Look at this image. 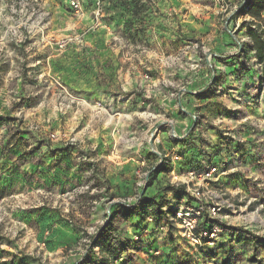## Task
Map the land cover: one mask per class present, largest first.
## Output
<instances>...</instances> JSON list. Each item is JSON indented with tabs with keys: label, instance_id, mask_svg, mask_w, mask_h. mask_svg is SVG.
Segmentation results:
<instances>
[{
	"label": "rangeland",
	"instance_id": "rangeland-1",
	"mask_svg": "<svg viewBox=\"0 0 264 264\" xmlns=\"http://www.w3.org/2000/svg\"><path fill=\"white\" fill-rule=\"evenodd\" d=\"M115 2L120 6L131 3L130 0ZM163 2L152 0L151 9L145 8L143 13L134 15L137 22L124 25L120 31L124 33L125 27L135 33L149 29L153 35H127L126 39L107 44L110 52L119 55L139 53L144 78L155 83V92L143 96L150 106L135 109L139 116L129 121L121 111L100 101L101 108L96 107L97 101L83 102L85 96L80 91L54 82L53 89L42 85L45 78L50 79L48 75L42 77L50 68L46 60L49 54L42 47V36L45 38L47 34L43 26L50 22L55 6L75 20L63 0H0V86L7 77L12 83L5 87L6 91H1L0 106L6 99L27 105L55 97L60 111L58 123L62 125L56 131L74 136L73 146L79 149L77 159L89 163L79 183L66 184V178L59 185L44 184L42 189V184H33L36 175L27 174L22 177V184H29L28 189L0 190V260L10 253L17 257L15 264H78L82 259L81 264H100L103 241L100 239L93 245V235L107 221L111 210L114 213L110 239L118 249L121 264H264V240L248 239L242 232L247 230L264 239V76L242 26L244 16L237 13L245 0H172L168 8L162 6ZM127 8L113 10L121 15ZM63 14L54 17L61 18ZM148 17L158 18L157 23L149 26ZM47 26L48 30L50 23ZM108 66L117 67L112 59ZM17 78L25 82L18 93L12 89ZM170 99L171 103H179L174 112ZM94 107L105 113L103 119L96 117L94 124L104 131L103 137L108 141L106 154L110 157L143 146L148 154L143 171L150 170L157 158L149 145L161 151L155 141L158 133L155 128L162 125L160 139H165L171 125L165 128L163 122L169 119L177 134L185 128L189 145L196 147L192 167L204 169L220 163L223 173L210 184L233 204V209H225L220 215V223L231 229L224 228L215 245L205 250L195 248L182 239L172 224L166 233L153 228L154 219L148 222L147 216L155 217L154 204L145 209L140 207L136 217L114 206L117 201L133 196L139 178L132 171L130 186L124 185L117 192L116 185L110 186L105 174L106 161L110 160H95V153L82 150L86 140L82 141L84 136L75 133L88 126L85 121L89 123ZM72 111H79L75 123L71 120L73 114L69 115ZM0 118L1 131L6 130L12 139L26 128L19 125L22 121L15 126L9 119ZM35 123L31 129L41 137L42 127ZM174 140L165 139L167 146L175 145ZM135 156L138 161L140 157ZM155 178L154 185L146 188L145 197L158 200L156 196L169 180L168 171ZM86 185L88 189H80ZM163 197L159 203L165 205L160 209L164 219L172 213L166 206L169 200ZM96 206H100V212L94 216ZM42 207H52L58 212L63 234L52 235L49 223L45 228L49 231L44 235L45 230H39L36 220L19 216ZM136 231L142 234L138 241L132 237Z\"/></svg>",
	"mask_w": 264,
	"mask_h": 264
},
{
	"label": "crops",
	"instance_id": "crops-1",
	"mask_svg": "<svg viewBox=\"0 0 264 264\" xmlns=\"http://www.w3.org/2000/svg\"><path fill=\"white\" fill-rule=\"evenodd\" d=\"M171 4L172 0H164L162 6L168 8ZM58 13L63 14V11L61 8L55 6L49 22V29L47 30L49 23L43 26L46 28L45 31L47 34H45V38L42 36L44 43L42 47L46 48L49 54L46 60L50 63V68L47 74L46 72L42 73V77L48 75L50 79L45 78L42 85L48 89H53L55 86L53 85L54 82L60 84V86L64 85L70 90L80 91L85 96L81 99L83 102L87 100L100 101L104 105L114 107L116 111H121L125 119L129 121H132L134 116H139V113L136 115L137 112L135 109L141 107V105L150 106V101L148 102V100L143 99V96L147 97L155 92V83L152 80L144 78L145 74L143 73L145 70L139 67V63H141V61H138L140 58L139 53H131L129 56H125L122 53L119 55L116 51L110 52L107 44L111 41L126 39L125 37L127 35L145 36L146 34L153 35V33L149 29L147 31L142 29L135 33V31L128 30L126 27L124 33H121L120 31L124 26V21L122 20L125 17L124 15H118L117 18L111 19L109 24L91 28L89 14L81 20L75 21L71 17L65 16V14L61 18H55V14ZM147 20V24L151 26L157 23L158 18L148 17ZM79 33H81V42L72 39L62 51L56 48L57 46L54 41L62 37H75ZM110 59L116 64V68H110L108 66ZM9 83V77H7L5 83L0 86V94L2 93L1 91L8 89L5 87ZM24 83L21 78H17L12 85V89H15L18 93V90H21V86ZM115 90V93L110 92ZM120 90L128 92L125 94L118 93ZM114 95H117L116 99L113 98ZM169 101L170 108L174 112L176 105L179 103H171L173 101L171 99ZM104 114V112L95 108V110L90 112V117L88 118L89 123L87 120L85 121L88 126L82 127L78 130L79 133L75 134L81 138L84 136L81 140H86V144L83 145L82 150L89 149V153H95V160H100V158L110 160L108 162L106 161L108 165L105 174L110 186L115 184L117 187L115 189L118 192L124 185L130 186V181L128 180H130L132 171L134 172L139 161H137L135 155L137 154L138 157H147L148 154L143 146H137L135 148L136 150L130 149L132 151L128 153L118 152L113 157L106 154L108 147L106 144L108 141H105L107 139L103 137L104 131L101 127L94 124L97 123L95 118L100 116V119H103ZM69 115L73 117L71 119L72 122L75 123L78 121L79 111H72ZM0 116L9 119L11 125L16 126L22 121L19 125L26 127L25 129L23 128L24 130L20 127L22 131L14 135L13 139L10 133H6V130L1 131L0 129V132H3L0 134V190H13L18 188L17 191H19V189H28L31 187L29 184H22V177L27 174H35L36 177L33 179V184H42V189H44V184L59 185L66 178V184H71L72 181L79 183L82 180L83 170L89 169V163L80 162L77 159L79 155L78 147L70 146L64 148L60 143L48 139V133L50 131H56V129L62 126L58 123L60 111L58 101L55 97L50 96L27 105L13 104L10 99H6L4 105L0 106ZM33 122L40 124L42 127L41 137H37L32 131L31 124ZM184 129V127L180 129L182 133ZM196 132L192 131L191 133L195 134ZM191 146L189 145V141L175 144V148L181 154H185V150ZM7 149L8 151H6ZM2 151H4L3 154H1ZM52 172H54V175ZM130 191L132 190L130 189ZM99 207L96 206L94 216L99 214ZM138 214L134 216L136 217ZM19 216L24 219L31 218V220H36L39 224V230H45L44 235L49 231L45 229L49 223L52 224V235L63 234L60 228L64 227L58 219V212L52 207L36 208L24 212V214ZM154 227L155 224L153 225ZM154 232L155 230L152 231V233ZM65 236L68 237L67 235ZM68 238L71 239L72 237ZM5 254H7V258L2 257L1 260H8L12 257L10 253Z\"/></svg>",
	"mask_w": 264,
	"mask_h": 264
},
{
	"label": "built area",
	"instance_id": "built-area-1",
	"mask_svg": "<svg viewBox=\"0 0 264 264\" xmlns=\"http://www.w3.org/2000/svg\"><path fill=\"white\" fill-rule=\"evenodd\" d=\"M63 1L75 21L81 20L89 14L92 25L91 28L106 25L107 23L109 24L111 19L118 17L113 9L119 7L124 9L123 5L120 6V4L116 3L115 0ZM141 2L146 8L151 9V7H153L152 0H141ZM127 9L129 10L126 13L121 14L125 16L122 19L124 21L123 24L125 25L127 22H130V20L135 24L137 22V18L132 15V4H130V7ZM72 39L81 42V33L76 34L75 37H62L54 41L57 46L56 48L59 51H62ZM95 105L96 107L101 108V104L99 102ZM116 115L119 114L116 113ZM163 125L165 128L170 127L171 125V129L167 131V134H165V139L172 138L180 141L188 136L187 131H184L182 134H177L172 126V121L169 119H165ZM155 130L158 132L155 136V141L161 146V151H158L152 144L149 145L152 154H154L157 158L155 163L152 165L150 170L143 171V169L147 166V158L143 156L139 158L137 167L134 170L136 179L139 178L137 181L138 187L132 197L122 200L121 202H117L123 203L127 206L135 205L140 200L141 196L146 192L151 171L160 164H164L168 171L169 180L168 182H165L163 186L169 184L173 187H182V192L178 195L173 194V191L171 190L166 192V194L169 195L168 206L172 208V214L169 218H162L158 221L156 224L157 230L166 233L168 231L169 224H172L179 231L182 239L189 245L193 247L214 245L223 233V229L220 225V215L225 211V209H233V204L224 200L222 193L216 191V189L210 184V181L218 180L219 175L223 173L220 163L215 162L214 165H209L204 169H182L180 167V162L182 160L181 152L175 148V145L167 146V141H165L164 137L160 139V133L163 131L162 125H157ZM48 138L51 141H56L63 146L69 147L75 145L76 142V138L68 135L65 131H50L48 133ZM80 189L86 190L88 189V186H81ZM152 219H154V217L150 215L147 216L148 222H151ZM204 219H207L209 223L208 226L202 227L200 224ZM141 236V232L138 231L134 233L132 237L134 241H138Z\"/></svg>",
	"mask_w": 264,
	"mask_h": 264
},
{
	"label": "trees",
	"instance_id": "trees-1",
	"mask_svg": "<svg viewBox=\"0 0 264 264\" xmlns=\"http://www.w3.org/2000/svg\"><path fill=\"white\" fill-rule=\"evenodd\" d=\"M132 4V15L136 16L139 13H143L145 10V5L142 4L141 0H130ZM130 4H126L123 5L124 8L130 7ZM244 16V20L242 21V26L245 28V33L249 38V41L252 45V49L254 51V55L255 58L257 60V62L260 64V70H261V74L264 76V0H245L244 4L240 5L238 8V12ZM134 23L131 22H127L125 24V26H131ZM1 120V118H0ZM188 137V136H187ZM187 137L183 140L177 141L174 140L176 143L177 142H183V141H187ZM69 147V146H67ZM64 147V148H67ZM185 154H181L182 155V160L180 162V167L182 169H187V168H194L192 167V156L197 155L196 152V147L191 146L189 148H187L184 152ZM93 167V165H92ZM151 169V168H150ZM164 171H167V169L165 168L164 164H160L158 167H156L155 169H153L149 175V180L147 183V189L150 188L151 185H154L153 181H155V177H158V174L163 173ZM155 173L157 174V176L155 175ZM149 187V188H148ZM173 191V194L178 195L179 193L182 192V187H173L170 185H166L165 189L162 190L161 193H163L161 195V193H159L156 197L158 198V200L155 198L154 199H150L149 197H145L146 196V192L141 196L140 200L132 206H127L123 203L117 202L114 204V206H116L117 208L121 209L123 212H125L128 216H133L137 213H135L136 211L139 212L138 209H145L148 207H152V205H155V217H154V224H155V228H156V224L158 223L159 220H161V212L160 209L163 206L162 203H159L160 198H164L163 196H166V200H169V198L167 197L168 194H166L167 191ZM147 191V190H146ZM111 198H113L114 196L111 194L110 195ZM157 202V203H156ZM168 206V205H166ZM169 207V206H168ZM158 209V210H157ZM169 210L172 213V208L169 207ZM159 211V212H157ZM114 211L109 212V214L107 215L108 219L107 221L101 225L99 227V229L97 230V232L95 233V235H93V245H95L97 243L98 240L102 239L103 244H102V248L100 249V252H102V256L99 260L100 264H121V262L119 263V257H118V249L116 248V246L112 243L111 238V234H112V228H111V218L113 216ZM135 213V214H134ZM209 221L207 219H204L203 222L200 224L202 227L208 226ZM153 224V225H154ZM222 229L227 228V229H231L230 227H227L226 225H224L223 223H220ZM146 229V228H145ZM239 230V229H236ZM138 232V231H136ZM244 233V235L246 236V238L251 239V240H264L263 238L259 237L258 235L247 231V230H243L242 231ZM222 235V234H221ZM92 238V236H91ZM215 245V243H214ZM208 248V246L204 245V246H198L195 248H200L201 250H205L203 248ZM16 255H12V257L9 260H0V264H15V259H16ZM83 261V259L78 262V264H81V262Z\"/></svg>",
	"mask_w": 264,
	"mask_h": 264
},
{
	"label": "water",
	"instance_id": "water-1",
	"mask_svg": "<svg viewBox=\"0 0 264 264\" xmlns=\"http://www.w3.org/2000/svg\"><path fill=\"white\" fill-rule=\"evenodd\" d=\"M143 191H144V190H143ZM143 191H142V192H143Z\"/></svg>",
	"mask_w": 264,
	"mask_h": 264
}]
</instances>
